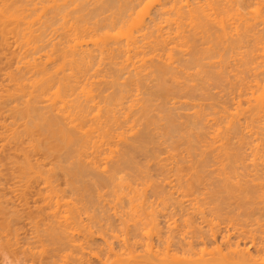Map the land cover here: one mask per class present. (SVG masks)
Segmentation results:
<instances>
[{"label":"bare ground","instance_id":"bare-ground-1","mask_svg":"<svg viewBox=\"0 0 264 264\" xmlns=\"http://www.w3.org/2000/svg\"><path fill=\"white\" fill-rule=\"evenodd\" d=\"M178 1L0 0V43L8 45V37L12 36L19 49L14 70L7 67L4 71L7 83L4 81L3 86L0 82V102L6 99V107L10 104L8 109L5 107L10 120L1 123L6 129L0 131L5 133L0 135L5 141L1 146L14 144V151L19 153L16 155H21L19 160L12 159L15 154L8 156L12 159L6 160L12 165L8 164L9 168L28 179L25 182L16 172L26 188L32 186L31 176L41 177L47 194L39 196L43 203L41 198L39 201L51 204L49 208L54 203L50 212L54 217L59 207L72 203L57 194V179L53 182L49 178L58 173L65 177L67 188L112 185L120 193L118 196L115 191L119 201L125 192L129 197L127 190L136 185L130 192L133 199L127 198L134 201L139 184L141 192L135 194V201L147 205L138 215L145 214L140 216L142 220L139 218L141 223L138 225L136 219L132 226L136 225L127 226L124 234L117 235L114 226L116 234L111 229L112 234L106 233L107 223L103 230L100 226L101 231L96 229L108 247L101 248L102 252H90L95 248L88 246L89 239L97 235L92 229L95 226H91L92 217L87 215L92 228L86 227L89 221L80 228L78 224L84 220H79L81 212L73 213V221L78 216V228H74L75 222L74 233L58 236L61 240L55 241L59 243L55 249L60 252L81 244L77 247L90 253L86 256L81 252L69 264H264V134L255 150L252 148L257 153L255 164V155L259 154L256 165L260 168L243 183L230 165L237 153L231 150L233 142L227 137L234 122L230 120L229 126L226 121L237 116L242 106L236 102V112H230L222 87V68L227 62L223 51L236 41L264 40V0ZM242 25L248 29L260 25L261 30L242 32ZM255 68L250 86L258 90L252 89V95L261 92L256 100L250 99L252 104L246 101L247 108L250 104L253 109L257 102L258 110L254 109L258 112H254L263 115L264 63ZM214 85L219 90L213 94L210 88ZM247 108L243 109L249 112ZM255 118L251 119V128L261 124L264 130L263 118L258 124ZM222 126L228 127L226 131ZM206 127L213 130L205 131ZM256 133L258 137L264 131ZM228 145L235 152L234 157L229 155L235 159L230 163L231 158L224 154ZM34 152L43 154L42 160L31 156ZM225 155L226 162L221 160ZM137 156L147 162L142 164L146 160L137 161ZM45 160H49V166ZM150 163L161 171V181L149 175ZM25 185L22 187L26 191ZM149 190L155 201L148 198ZM150 202L155 209L156 205L161 207L156 211L162 217L169 209L174 213L175 208L184 218L169 222L170 233L164 230L163 234L160 216L150 209ZM233 202L240 207L245 203V208L247 203L250 205L246 210L239 208L237 212L244 211L243 215L239 212L235 216L233 210L238 207L234 208ZM71 213L62 218H72ZM172 215L171 220L175 217ZM194 215L201 217L196 220ZM106 234L115 238L119 249L113 241H107ZM78 235L92 250L83 251L85 242ZM52 255L38 264L55 263ZM36 258L31 260L36 263Z\"/></svg>","mask_w":264,"mask_h":264},{"label":"rangeland","instance_id":"rangeland-1","mask_svg":"<svg viewBox=\"0 0 264 264\" xmlns=\"http://www.w3.org/2000/svg\"><path fill=\"white\" fill-rule=\"evenodd\" d=\"M179 1H178L179 4H181L182 2L185 4V2H186V0H179ZM193 1L194 0H189L190 3H193ZM167 4L170 5L171 3L168 2ZM259 26L257 28L256 27L254 28L253 26L250 27L251 32L249 31L250 29H248L247 26L245 28V25L242 28H239V29H241L242 32L244 31V29H245V31L248 29L246 32L249 31V33H252L253 28H254V30L256 29V31H258L257 29L258 28L259 29L261 28ZM233 31H236V30H233ZM263 33H264V31L262 30L261 34H263ZM9 38L10 37H8V40H7L8 42H6L8 45L0 43V44H2V45H0V69H1L0 70V75H1L0 76V82L2 81L1 84L3 86H5L4 84L7 83L5 81V79H4L5 78L4 77L5 76V72L4 71H7L8 68H10L9 71H11V69L14 70V68H15L14 65L16 64V60H15L16 59V52H18V50H19V49H17L18 47L16 46V44H14L15 42H14L12 36H11L12 39L11 38L9 39ZM250 39H246V40H250ZM246 40H242L243 42H240V41H238V42L236 41L235 43L232 42L233 44H231V46L229 47V49L227 51H223L224 52V57L227 59V62L224 63V66L222 68L223 69V76H224L222 87L224 88V92L226 93L225 96H224V100H225V103H226L227 107L229 108V111L230 112L233 111V113L236 112V110L234 111V108L237 105V103L239 104V106L241 105L242 108L240 107L241 110L238 111L239 114L238 113H235V114H237V116H235V115L233 117L230 116L228 118L229 120L228 119L226 120L228 124H229V121L232 120V123L233 122H234V124L236 123L235 125L233 124L231 126V123H230L229 126H231V127L228 128L227 127L228 124L226 122H224L227 126L226 127L224 126V128L222 126V128H223L224 131H226L225 128H228L229 129V131L227 132L228 135H227V133H226V135H227V137H229V138L232 139V142L233 143H231V147H232L231 150L236 151V153L238 154V156H237V154H235L236 161H234L235 159L233 158L234 156L232 155V152H234V151H232V152L230 151V147H229L230 145H228V148H226L227 150L225 149V152L226 153H224V154H227L228 155V158L229 159L231 158V159L228 161L226 159L227 158L226 157L227 155H225L224 156L225 158L223 157L224 159L222 158L221 160H223L224 162L228 161L229 163H230V161H234V163L232 162L230 164V165L233 164L232 167L234 169H232V170L233 171L235 170L234 172H237V173L240 174L241 180H242L243 183H245L246 180L250 179L251 178V174L256 173V171L260 168L258 165H256L259 162V159L257 160V156L259 154L258 155H255L256 156V164H255V162H254V158H255L254 157V154L256 152L253 151L252 148H254V150H255V145L258 143L259 140L261 141V136L264 134V133H262V134L260 133L261 130L262 131H264V130H263V128L260 129L261 128V124H258L259 121L262 120V119H260L261 117L263 118V120L261 121V123L264 122V114L263 115H262V113L259 114L261 117H259V115L256 114V112H258V111H256V110H258V107L256 106V103L257 102L255 103V106L256 107L253 105V109L254 108H257L256 110L255 109L253 110L251 108L252 106L250 107V104H249V107H248V108H250V111L247 112L245 110L247 108V103H248L246 101L249 100V102L251 103V100L250 99H255V96H257V98H258V95L260 94L259 92H261V90L259 89L260 90L258 92L259 94L258 93H255L254 95H252V91H253L252 89H254V91H257L258 89L256 90L255 89L256 87H254V88L251 89L250 84L253 83L254 82L253 79H255L254 78V76H255L254 75V72L256 70L255 67L257 65L259 66V64H262V62L264 63V42H263L264 40L259 41V40L256 39L257 41L256 40H253V41H248V42H246ZM220 45L221 46H224L226 44H224V45L220 44ZM12 57H13V59H12ZM3 69H5V70H3ZM3 72H4V74H3ZM4 81H5V83H4ZM1 84H0V87L2 86ZM0 89H2V87ZM210 90L212 91L211 93H213V92L218 91L219 88L214 85V86H212V89L210 88ZM247 92H250L251 95L249 93L247 94ZM240 93H242L244 95L242 96V94L240 95ZM222 94H224V93H222ZM261 94L264 97V93H261ZM238 95L240 97L241 96L242 97L239 98ZM215 98H217V97H215ZM238 100H240V103L241 104L238 102ZM4 101H3V104H1V102H0V104H1V106L3 108L6 107V104L8 105V102L5 104ZM242 103H243V105H242ZM253 104H254V101H253ZM260 104H261V102H260ZM9 106H10V104H9ZM8 107H6V108L8 109ZM6 108L3 109V110L0 108V113H1L0 114V119H1L0 120V125H1L0 126V131L1 132H4V131L6 132V129H3L2 126L5 124L4 123L5 121L7 123V121L10 120L7 117V116H9L8 113L5 112L6 111ZM243 108H245V109H243ZM248 108H247V110H248ZM244 110H245V112H244ZM251 111L253 112V115L256 114L255 116L256 117H259V118H255V116H253L251 114ZM254 111H256V112H254ZM2 115H4V117ZM249 115H251L253 118H255L256 121H254V123L257 122V124L259 126L257 125V127H252L251 128V126H252L251 125L252 124L251 121L254 120V119L251 118ZM234 117H235V119H234ZM4 118H5V120H4ZM1 123L2 124L4 123V124L2 125ZM263 124H262V127H263ZM255 126H256V124H255ZM250 128L252 130H250ZM256 128H259L260 131L258 129L256 130ZM205 129H206L205 131H212L213 130L210 127H206ZM257 131L260 134L259 133H256ZM1 132H0V135H3V133H1ZM250 133H252V134H250ZM255 133L256 134H259L258 137L261 135L259 139H258L257 135H255ZM4 135H5V133H4ZM2 137H0V138H2ZM2 140L3 139H0V147L1 148H2L1 145L3 143H5V141L2 142ZM5 145H7V146H5ZM10 145L7 143V144H4V146L6 148L3 147L2 150L0 148V154H1L0 155V163L2 164V165L0 164L1 165L0 166V264H30V263L32 264L34 261H33V259L31 260V258H36V257H37L36 258V263L34 262V264H38V261L40 259H42V258H48V256L51 257V255H52L51 253L54 254L55 252H57L56 250H58V249H55V248H59V247H56L59 243H57L55 241H58L59 242L61 240V238H63L65 235H67V232L70 235L71 232L75 231V230L72 229V227L75 225L74 223L76 221H79V220L82 221L81 219H84L82 222H79V224H78L80 226V228H82V226L84 225L83 222L85 223V225H87L86 223H88V221L90 219V218L87 217L88 214H89V217H92L90 220H94L95 222L94 221H92V222L89 221V225H87L86 227H91V226L94 227L95 226L94 228H92V227L91 228L93 230L95 229V231L97 233V230L98 231H101V230H103V228L105 226H107V224H109L108 225L109 228L107 227L108 229H106V227H105L104 228V231L107 230L106 233L109 231L108 234H112V231L115 232L114 230H112V228H113L112 226H114L113 229L116 230L117 235H119L120 233L124 234V232H126L128 230V229H126L127 226L130 225L131 227L130 226L129 227L132 228L134 225H136V224H133V226H132V223H135V220L136 219L138 220L139 218L143 217V215H145V214H143L144 213V209L143 208H145V206H147V205L142 206L141 202L135 201V199L136 200L138 199L137 195H135V194H138L139 191L141 192V190H140L141 186H138L139 184L137 185V187H139L138 188V192L137 193L134 192L135 194L133 195V197L136 196L137 198L134 197L135 198L134 201L129 202V200L133 199V198H131L133 193H130V192L132 191V189H134V188L136 189V185L135 184L139 183V180H136L138 182L137 183H134V185H135L134 188L132 187L131 189H129L131 191H128L127 190L128 188L127 189H124V190H127V192H128L127 194L128 195L130 194V196H131V197L130 196L127 197V198H129V200L125 197L126 192L124 193L123 190H119V191H123L121 193L122 194L124 193L125 195L123 194V197L126 198V199H124L123 197H118L120 199V201H119L116 198L117 197L116 195L119 192H117L118 191V190H116L117 188L113 189V186L112 185H107L106 184L107 186L105 187V186H103L104 184L103 185L98 184L96 186L93 185L94 188H91L92 187L91 185H89L90 188L88 186H80V187H83L82 189H80L78 187V189H80V190H78V189H76L74 187H73L74 189H72L71 187L70 188H67L68 186L65 185L66 183H64L65 182V177L62 176V174H59L58 173L57 175H54V176L50 175L49 176V178L51 177V180L53 179V182L55 181L54 178L57 179L56 180L57 182H55V183H57V185L55 184V186H57L60 189H59V192H57L58 191V188H56L57 190L55 189V192H57V194L59 193L58 194L59 196H63V197H61V198H65L63 200H67V201H70L72 203H71L70 206H66V205L63 206L62 205L63 207H59L57 209V211L59 210L58 211L59 213L57 212V214H56L57 217H56V215H55V217L52 216V214L50 212H51V209L53 211V208H55V205H53L54 203H52V207L51 208L48 207V205H51V204H47V203H46L47 205H45V204L43 205L42 204L43 203L42 202L43 200H42L41 197L42 196L44 197L47 194L45 192V191H47V188H46V190L44 189V187H43V185H44L43 184V180L42 181L40 180L41 177L39 176V179H38L37 176H36V178L34 176H31V178H34L33 180L30 178L31 179L30 180V182H31L30 184L32 186H30V184L28 183V186H30V188L29 187L26 188V185H25L26 184L25 183L26 181L25 180H28V179L25 178L24 175L18 173L15 169H10V168H12V167H10L12 165L9 162H7V161H10L11 162L12 159L13 160L14 159H16V160L18 159L19 160V158H21V155L17 156L19 153L14 151V147H13L14 144H12L11 146ZM233 147L236 148V150L233 149ZM10 148H12V149L10 150ZM8 150H10V151H8ZM6 151H8V152L6 153ZM227 151L229 153L231 152V154H229ZM16 153H17V155H16ZM13 154H15V155H13ZM40 154L41 153H39V152H37V153L34 152L33 155H31V156H33V157L35 156L34 157L35 159L38 158V159L42 160L43 154H41L42 156ZM9 155H11V158H12V155H13V158L10 159L8 157ZM229 155H232L233 157H231ZM3 156L4 157H8V158H4ZM135 156H136V154H135ZM33 157H32V159H33ZM1 158H2L3 161H1ZM136 158H137V161L138 160H140V161H143V160L145 161L146 160L145 162H141L142 164L147 162V159H145L144 157H141L140 156L138 158V156H137ZM45 161H46V166H47L48 165L47 164V161H49V160H45ZM5 163L7 165L9 164L10 166L9 165L8 166L6 165L7 166L6 167L5 166ZM150 164H151L152 167L149 170L150 171L149 172V175L151 177L153 176L152 179L154 181H161V178L163 177L160 174L161 171L157 167H154L152 165V163H150ZM6 168L10 172L6 171L5 170ZM3 169L6 172L3 171ZM12 171H14V172H12ZM16 172L21 176L20 178H24L23 180L25 182L22 179L19 178V176H18V174ZM13 174H15V175H13ZM16 174H17V177H16ZM46 174H48V173H44V175H46ZM22 176H24V177H22ZM46 176H42V179H43V177L47 178ZM17 179H18V181H17ZM19 181H21V182H19ZM22 182H24L25 184L22 183ZM59 182H60V185H59ZM13 183L15 185H13ZM18 183H19V185H18ZM21 184L22 185H25L26 191L23 188L24 186L22 187ZM16 185L21 186L23 189L21 187L16 186ZM110 186H112V187H110ZM95 187H97V188H95ZM60 190H62V191H60ZM73 190H75V191H73ZM115 191L117 192V194H115ZM77 193L79 195L82 194V197H80ZM84 194H85V197L83 196ZM22 196L25 197L24 198V199H26L25 201H24V199H23ZM39 196H41V197H39ZM118 196H120V193L118 194ZM152 196L155 198V196L152 194V192L150 193V190H149L148 191V198L150 200H152V201H155V200H153L154 198H151ZM39 198H41V200ZM75 199L76 200L78 199V200L76 201ZM39 200L42 203H40ZM150 203H149V205H150ZM151 204H153V208H150V209H155L154 208L155 207L154 206V203H151ZM244 204L245 203H243L242 204L243 206L240 207L238 205V202H235L233 204L234 205V208L235 207L236 208L238 207V208L233 210V214H234V212H237V210L239 208L240 209L242 208L241 210H243V208H244V210H246V208L250 205V203H247L248 206H246V208H245L244 207L245 206ZM44 206H46V207H44ZM141 206H142V208H141ZM150 207H152V205ZM207 207H212V206L211 205H207ZM156 208L157 209H155V212L157 214L158 213L157 211L161 207H159V206L156 205ZM169 208H171V206ZM76 209H77V211H75ZM80 209H81V211H80ZM141 210L143 211V213H142L143 215L141 214L140 215L141 217H140L138 215L142 212ZM169 210H167L168 215H166V213L165 214L162 213L163 214V217H162L161 214L158 213L159 216H160L158 218V220H159V222H161L160 223L161 224L160 227L163 228V230H162L163 234H164L165 231H166V233H170V231L168 232V225L170 223L171 224H174L171 221H173V220L176 221L177 219L184 218V217H181V216H179L177 214L179 212V211L177 212V209L176 210H175V208H174V210L172 209L174 211V213H172V214H177L179 217L176 216V215H172L171 214L172 211L171 210L169 211ZM241 210H239V212H241ZM175 211H176V213H175ZM239 212L235 213L234 215L237 216ZM243 212L244 211H242L241 213H239V215L240 214L243 215ZM49 213L51 214V216L48 215ZM69 213H71L69 216H71L72 218L69 217L68 218L69 220L68 219L65 220V218L64 219L62 218L64 215L66 216ZM73 213L74 214L75 213L76 214L77 213H80V215L78 214L80 216L79 220H77L78 219V216H77L76 221H73L74 220L73 219V215H74ZM90 214H94V217H93V215L90 216ZM210 214L212 215V213H210ZM171 215H172V218L174 216L176 218L174 217L175 219L173 218L171 220L170 219L171 218ZM184 215H185V213H184ZM214 215H215V213H214ZM256 216H255V218H256ZM197 217H199V215H196L193 218L196 219ZM200 217H201V215H200ZM199 218L196 219V220H199ZM95 219L97 220V222L98 221L101 222V225L103 227H101L100 223L98 225V223H96V220ZM137 220H136V222H139L138 223V225H139L141 223L142 218H141V220L139 219L140 221L139 220L137 221ZM90 222L92 224L91 226H90ZM113 222H114V225H113ZM104 223H105V225H104ZM177 223H181V221L178 220ZM76 225H77V222H76ZM76 225L74 226L75 229L78 228V225H77V227H76ZM99 226H100V229L102 228L101 230L98 228ZM204 226L206 228V225H204ZM120 228L121 229L124 228V229L121 230ZM116 232L114 234H116ZM38 234H40L41 237H38L39 236ZM98 234L99 233H97L96 236H98ZM108 234H106L107 241H113V245L118 248V246L116 245L118 243L115 241V238L114 237H110V235H108ZM61 235H62V237H61ZM58 236L61 237L59 240L57 239ZM75 236L77 237L76 234H75ZM96 236L94 235V238L95 239L94 238H92V240L89 239L90 241H88L89 242V245H88V244H86V242L84 241V239H81V237L83 238V236H80L79 237V235H78V237L82 241L85 242L84 243L85 247H84V245H82L83 251H84V249H86L87 252H88V250H90V249L92 250V248L93 249L95 248V251L93 250V251H90V252H97L101 248H103V249L104 248L105 249L108 248L107 245H106V242H104V240L102 239V237L101 236H98V237H101V238H98V237L96 238ZM54 238H55V240H54ZM78 239L76 238V240H78ZM80 239H79V241H81ZM79 241H76V243L79 242ZM93 242H95V243H93ZM53 243H55V244H53ZM110 243L112 244V242H110ZM110 243L107 242V244H110ZM87 245L88 246H91L92 248H88ZM77 246H81V244L80 245H77ZM77 246L76 245H75V247L74 246L73 247L72 246L71 247L70 246H68V247L66 246L67 247L66 249H64V250L61 249L60 252L55 253L54 256L52 255L53 259H55L54 260L55 263H53V264H57V263H59V264H61V263L62 264L68 263L69 264L73 260V258H76L77 259L78 258L77 256L79 255V257H80V255H82V253H83V255L88 256L87 254H89L90 252L86 253V251H85V253H86L85 254L84 252H82V250H81L82 248L77 247ZM53 247H54L55 250L53 249ZM51 250H54L55 252L54 251L52 252ZM24 251H26L27 253L25 252L26 253L25 254ZM102 251H104V250H102ZM102 251L100 250L98 252H102ZM138 251H140V249H138ZM31 253H33V254H31ZM136 253H138V252L136 251L135 254ZM28 254H31V255L29 256ZM34 254H37V256L34 255ZM56 254H60V255L57 256ZM135 254H133V255H135ZM14 255H15V257H14ZM27 256H29V257L27 258ZM17 257H18V259H17ZM16 259L19 260V261H17V263L15 262Z\"/></svg>","mask_w":264,"mask_h":264}]
</instances>
